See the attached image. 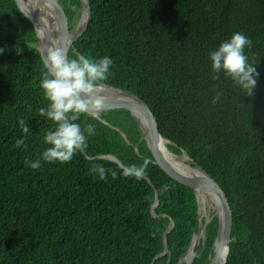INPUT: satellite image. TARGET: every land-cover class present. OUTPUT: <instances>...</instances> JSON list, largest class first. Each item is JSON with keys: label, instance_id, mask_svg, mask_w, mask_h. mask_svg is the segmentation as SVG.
<instances>
[{"label": "trees", "instance_id": "1", "mask_svg": "<svg viewBox=\"0 0 264 264\" xmlns=\"http://www.w3.org/2000/svg\"><path fill=\"white\" fill-rule=\"evenodd\" d=\"M57 2L73 30L80 0ZM88 2L89 24L68 58L113 60L100 83L140 98L166 148L185 154L225 193L232 212L225 264H264V0ZM234 33L252 42L245 48L258 73L251 95L223 72L213 79L210 53ZM0 48V264H179L194 233L196 197L152 162L138 120L127 110L104 112L99 120L81 114L76 123L85 130L86 151L69 162L26 166L49 147L44 137L56 125L39 113L48 105L40 86L47 68L14 0H0ZM217 92L223 95L213 103ZM19 139L26 146L17 148ZM107 155L125 168L146 165L151 184L95 158ZM94 165L107 170L106 179L90 171ZM210 217L192 264L210 262L219 225L216 213ZM170 220L168 253L153 262Z\"/></svg>", "mask_w": 264, "mask_h": 264}, {"label": "clouds", "instance_id": "2", "mask_svg": "<svg viewBox=\"0 0 264 264\" xmlns=\"http://www.w3.org/2000/svg\"><path fill=\"white\" fill-rule=\"evenodd\" d=\"M251 44V40L244 34L234 33L229 40L221 43L216 51L210 53L213 79H219L220 73L223 72L251 95L258 76L256 67L249 63L248 56L245 55V48L251 47ZM3 52L4 49L0 48V53ZM45 63L47 72L43 75L40 86L48 105L46 108H40L39 113L51 120L56 127L45 134L44 140L49 147L42 156L35 161L25 160V165L32 169H39L41 160L48 163H65L71 161L77 152L86 151L85 130H82L76 121L85 113L94 120L101 119V113L109 103L100 82L106 81L111 75V58L105 56L94 60L79 55L69 59L63 48L53 46L47 49ZM222 95L223 93L217 92L213 103ZM19 126L23 133L30 134L31 130L23 118L19 119ZM86 131L91 135L95 128L88 124ZM21 145H25V139L16 141L17 148ZM145 168L146 165H131L124 169L123 174L139 179L145 175ZM90 171L98 173L101 180L106 179L107 170L104 167L94 165Z\"/></svg>", "mask_w": 264, "mask_h": 264}, {"label": "water", "instance_id": "3", "mask_svg": "<svg viewBox=\"0 0 264 264\" xmlns=\"http://www.w3.org/2000/svg\"><path fill=\"white\" fill-rule=\"evenodd\" d=\"M32 1L34 6L33 10L28 8L29 11L23 9L22 4H27ZM81 2V14L79 21L84 17L85 21L80 30H76V27L73 30H69L68 18L64 12L63 7L57 0H14V4L19 11V13L32 25L35 35L37 37V50L41 56V59L46 67V56L47 49L49 47H61L64 49L66 56L68 57L69 49H73L74 42L82 35L89 24L91 18V9L88 0H80ZM47 12L51 13L56 23V28L53 31L47 29ZM78 21V22H79ZM57 40V42L55 41ZM47 68V67H46ZM102 89H111L117 91L123 95H126V98H116L107 96L109 103L104 112L112 110H127L134 116L139 123L141 131L143 133V139L145 140L146 146L150 151L152 162L158 166L173 182L189 188L194 191L196 197V203L198 206L197 210V220L192 236L191 244L185 255L179 260V264L185 262L186 264H192L195 256L197 246L199 244L200 238H203L204 229L207 223L210 221V215L204 218V223L202 229L199 231V228L202 224V217H204L202 211L204 208L201 207L199 195L204 194L212 197L217 202L216 215L218 217V231L216 238L213 243V251L210 257L209 264H225L226 258L221 262V253L224 248H226V257L228 254L229 243L231 241V230H232V212L229 205V201L219 187V185L213 180L212 177L202 172L193 161L189 160L187 157V163H180L177 160L173 162L167 160L164 156L161 155L160 149L162 147V142L164 140L160 134L159 126L157 121L147 107V105L133 93L120 90L111 86H107L103 83H100ZM101 113V114H102ZM104 122V121H103ZM120 132V131H119ZM121 136L125 142L132 146L129 138L123 132H120ZM133 147V146H132ZM135 152L138 154V149L136 146L133 147ZM170 152V151H169ZM171 153V152H170ZM173 155V154H172ZM174 157H178L173 155ZM183 156V155H182ZM95 158H105L110 161L117 163L122 169L125 167L118 161L114 156H97ZM94 159V158H93ZM91 159V160H93ZM190 171L198 170L200 174H194ZM149 184L151 181L143 176ZM158 206V194L155 192V201L151 206V214L153 217V211ZM174 223L170 220L169 227L163 233V252L153 259V262L159 258L163 257L168 253L166 239L167 235L173 230Z\"/></svg>", "mask_w": 264, "mask_h": 264}, {"label": "bare ground", "instance_id": "4", "mask_svg": "<svg viewBox=\"0 0 264 264\" xmlns=\"http://www.w3.org/2000/svg\"><path fill=\"white\" fill-rule=\"evenodd\" d=\"M22 7H23V9H25L27 11H29L28 8H30L31 10H33V8H34L32 1H30L27 4H22ZM84 21H85V18L83 17L79 22H77L76 30H80V28L83 26ZM55 28H56V23L54 22L53 16L51 13L47 12V29L49 31H53ZM55 41L57 42L56 39H55ZM102 90H103V94L107 95V96L116 97V98H126L127 97L126 95H123V94L118 93L117 91H113L111 89H102ZM166 145H167V142L163 141L162 147L160 149V153L167 160H169L171 162H173V160H177L180 163H185L187 161V157L185 154L183 156H180V157H174L172 155V153H170L169 150L166 148ZM189 172H192L194 174H200V172L198 170H195V171L189 170ZM199 200H200L201 207L204 208V211L206 209L205 207L210 202L212 203V205L210 204V206H212V208H216L218 206L217 202L212 197H210L208 195L200 194ZM202 213H203V215L205 214V212H203V211H202ZM225 258H226V248H224L222 253H221V262H223Z\"/></svg>", "mask_w": 264, "mask_h": 264}, {"label": "rangeland", "instance_id": "5", "mask_svg": "<svg viewBox=\"0 0 264 264\" xmlns=\"http://www.w3.org/2000/svg\"><path fill=\"white\" fill-rule=\"evenodd\" d=\"M186 163H187V161H186ZM210 204L212 205L211 202L208 203V205L205 207L206 208L205 211H203V212H205V214H204L205 217L216 212V209L212 208V206H210Z\"/></svg>", "mask_w": 264, "mask_h": 264}]
</instances>
